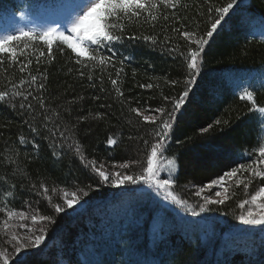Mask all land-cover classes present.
<instances>
[{
  "label": "trees",
  "instance_id": "16d2710c",
  "mask_svg": "<svg viewBox=\"0 0 264 264\" xmlns=\"http://www.w3.org/2000/svg\"><path fill=\"white\" fill-rule=\"evenodd\" d=\"M212 2L215 6H221L228 0ZM182 4L187 7H180L177 12L181 17H188L182 22L190 25L199 23V32L203 33L207 27L206 15L197 14L206 13L204 0H182ZM17 5L14 0H0L1 8L12 10ZM164 14L170 16L168 21L163 19ZM253 16L264 20V0H237L206 46L200 74L196 82L188 86L191 88L189 97L177 114L167 149L160 159V167L162 165L161 175L167 177L172 171L167 168V160L176 161L172 191L182 200L225 171L247 162L250 159L247 152L254 151L257 143L261 144L258 114L248 112L251 105L241 101L233 92L227 73L234 68L264 67V42L253 38L250 31L249 22ZM173 26L179 27L171 20V10L162 8L156 22L130 25L128 34L153 35L161 41L167 36L172 41L171 45L153 47L143 40L126 39L113 46L116 67L123 68L118 84L123 96H118L110 83L109 75L116 78L115 69L111 66L104 73L97 68L94 72L96 87L91 88L87 79H81L76 73L80 66L72 62L70 52L61 55L56 51L54 60L44 57L40 65L35 63L38 51L30 52L33 74H36L37 67L48 72V92L45 95L53 108L60 106L57 110L65 116L67 113L63 109L71 108L73 122L77 115L103 114L101 119L89 118L80 125L76 139L86 158L96 159L98 165L103 162L106 167H111L113 162L131 160H142L143 166H146L143 141L129 140L128 137L143 135L151 143L152 137L146 133L152 131L154 126L144 124L142 118L130 112V107L167 106L171 110V104H166L163 97L178 98L185 89L184 81L188 77L183 70L182 57L169 55L165 51L166 47L173 45H179L182 51H186V42L171 31ZM105 55L111 53L105 52ZM5 67L7 64L0 66V90L8 80L18 81L22 75H26L19 73L16 66L8 68L7 72L4 71ZM68 68H72L73 72L68 73ZM101 75L103 84L100 83ZM172 80L179 83H166ZM149 83L153 85L150 89L146 87ZM141 84L145 87H140ZM101 87L105 91L101 92ZM253 92L256 103L264 106V90ZM81 95L84 100L68 104L69 100ZM93 95L100 99L93 100ZM216 119L222 121L220 126L214 124ZM130 120L135 123H129ZM224 120L229 123L224 125ZM5 122L7 127L0 128V132H3L0 136V155L4 154L6 145L18 150L19 166L30 180L23 179L11 168L5 171L0 167V189L10 187L15 182L16 198L14 201L9 198L14 210L55 218V223H42L47 229L45 237L50 241L49 246L45 244L39 252L29 253L25 264H60L59 259L65 260L66 264H264V232L232 237L238 231L235 230L241 212L238 205L243 196L253 192L250 189L255 187L257 180L261 183L259 178L252 182L247 191L243 185H232L230 199L223 205L211 206L210 214L229 223L223 227L229 229L228 233H224L220 225L207 226L193 216L195 222H190L188 217L191 215L183 208L165 200L163 193H157L143 184L119 188L98 186L94 174L67 148L62 150L66 154L57 162L51 157L47 143L38 137L35 138L40 145L38 153L34 152L30 143L18 147L17 137L23 134L31 139V134L22 124L20 116L0 106V125ZM209 124H213V127L207 133H202L201 129ZM110 136L118 138V145L107 146L106 139ZM131 171L139 173L142 167L134 165ZM41 181L50 189L49 195L54 203L59 202V188L87 190L86 185L92 184L93 190L82 198L88 207L72 217L55 214L47 199L29 190L30 182L39 186ZM52 188H56L57 192H51ZM4 198L3 191H0V201ZM187 199L189 202L190 199ZM123 201L125 205H119ZM110 205L114 206L113 210ZM3 218V214H0V223Z\"/></svg>",
  "mask_w": 264,
  "mask_h": 264
},
{
  "label": "snow or ice",
  "instance_id": "6c2138e0",
  "mask_svg": "<svg viewBox=\"0 0 264 264\" xmlns=\"http://www.w3.org/2000/svg\"><path fill=\"white\" fill-rule=\"evenodd\" d=\"M207 5L206 13H198L197 15H206V30L199 32L200 25L195 23L190 25L182 21H186L188 17H181L177 10L180 7H187L182 4V0H88L83 8L75 12L71 17L69 26L66 31H61L55 27H48L41 31L34 29L25 30L23 28L15 34L0 37V66L7 64L4 71L8 68L18 67V71L22 75L18 81L8 80L7 84L0 90V106L7 107L22 118V124L26 125L31 139L23 134L17 137L18 147L24 144H32L35 153L39 152L40 145L35 142V138H40L47 143L50 149L51 157L59 162L62 155L66 154L62 150L67 148L76 157L80 163L88 168L95 176L98 186H108L119 188L125 185L143 184L148 188H152L157 193H163V198L171 203L183 208L189 215L196 217L201 213L211 210L212 205H223L229 196V182H233L235 186L243 185L247 191L252 182L259 178L261 181L258 190L254 194H250V198L241 201L238 205L242 209L241 214L237 217L242 225L248 226H264V144L257 143L254 145V151L247 152L250 159L245 163H240L237 167L225 171L218 178L211 180L210 183L198 187L195 195L203 202L199 204V211H196L187 201L182 200L172 191L175 183L173 172L176 168V161L167 160V168L172 171L167 177L161 175L162 169L159 160L167 149L171 133L177 121V114L182 110L187 98L189 97L191 88L188 87L196 82V78L201 71L202 54L210 39L217 32L218 27L222 26V21L229 15L237 0H228L225 5L215 6L212 0H204ZM171 10V20L179 27L173 26L171 31L177 33L186 42V51H182L179 45L166 47L165 51L169 55L182 57L184 62V71L187 79L184 83L185 89L177 97L164 96L163 100L166 104H171V110L167 106H159L152 108L150 106L130 107V112L136 117L142 118V122L146 125L154 126L152 131L146 134L152 137V142L145 139L143 135L139 137L129 136L128 139L142 140L146 151V166H143L142 160H131L122 163L113 162L111 170H107L106 165L101 162L98 165L96 159H88L82 151V146L76 139L79 134L80 125L89 118L98 120L103 117L102 113L92 116L77 115L75 122L72 118V109L64 108L63 115L57 108L51 106V102L47 100L48 92L47 81L49 75L47 70L41 71L36 68V74H33L31 65L33 59L30 52L38 55L35 56V63L40 65L42 58L47 57L50 61L55 59V52L59 51L61 55L71 53L72 62L80 67L76 69V73L81 79H87L88 86L96 87V78L94 72L99 69L100 73L108 70L109 66L115 69L116 78L109 75V80L118 96H123V92L118 86L120 74L123 68L116 67L114 59L113 46L121 44L124 40H143L150 46L159 44L171 45L172 41L165 36L164 39L158 40L153 35H130L128 29L130 25H144L156 22L161 15V9ZM213 13L215 15H213ZM163 19L168 21L170 16L163 15ZM154 26V24H153ZM21 45H23L21 47ZM42 46V47H40ZM194 46V47H193ZM105 52L111 55H105ZM23 57V59H21ZM122 64L123 61H120ZM87 69V73L85 72ZM68 73H72L73 69L68 68ZM103 76L100 77V83L103 84ZM172 85H176L179 81H166ZM140 87H145L141 84ZM152 88L151 83L146 85ZM103 92L105 89L100 88ZM56 99V97H53ZM93 100H99L100 97L93 95ZM241 101H247L251 105L248 112L259 114L260 123L264 124V106L256 103L255 93L244 89L239 94ZM84 100V96H79L75 100H69L68 104H74L77 101ZM139 103V102H138ZM104 107V105H101ZM129 123H135L130 120ZM228 120H224L223 124L227 125ZM214 124L220 126L222 121L216 119ZM138 127V125H136ZM7 122L0 125V128H6ZM213 124L201 129L202 133H207ZM3 132H0V136ZM119 140L115 136L106 139L109 147L118 145ZM11 153V154H9ZM28 159V157H25ZM38 159V156H37ZM134 165L141 166L142 171L139 173L132 172ZM15 166V167H13ZM0 167L5 171L9 168L14 173L18 172L23 179L30 180L23 168L19 166V151L5 146L4 154L0 155ZM245 173L247 175H245ZM16 183L13 182L10 187L0 189L4 193V200L0 201V214L5 219L0 223V233L6 244H10L16 253H22V250L40 246L45 241L47 229L40 223L47 221L49 224L55 223V218L51 215H31L23 210H14V206H10V200L16 198ZM29 190L37 196H43L51 204L55 214H60L66 209L73 208L79 204L83 197L89 195L93 190L92 184L86 185L85 188H76L69 191L65 187L58 189L63 195L60 197L63 203H54L49 195L50 189L43 181L37 186L36 183L30 182ZM212 192L211 195H203L207 191ZM42 190V191H41ZM51 192H57L56 188H52ZM29 204L28 201H25ZM30 206V204H29ZM35 211L38 212V209ZM223 214V213H222ZM31 223L28 224L29 220ZM18 219L22 223L14 224L13 221ZM39 225V227H37ZM16 228L23 230L24 234L13 231ZM39 233V234H37ZM27 253L23 256H17L16 264H25ZM9 253L6 250H0V261L2 264H9Z\"/></svg>",
  "mask_w": 264,
  "mask_h": 264
},
{
  "label": "rangeland",
  "instance_id": "374dc122",
  "mask_svg": "<svg viewBox=\"0 0 264 264\" xmlns=\"http://www.w3.org/2000/svg\"><path fill=\"white\" fill-rule=\"evenodd\" d=\"M14 1H16L18 5L16 8L12 10L5 9L6 7H2V8L0 7L2 9L0 10V37L10 34H15L21 28L25 30L34 29L36 31H41L48 27H55L61 31H66L67 27L69 26L71 17L75 14V12L79 11L81 8L85 6L86 3H88V0H14ZM256 29H258L260 34L264 37V28L256 25ZM255 33L258 34V31H255ZM227 73H228L229 84L231 85L233 90L238 94H240L244 89H248L249 91H252L257 88L264 89V69L238 70L234 68L233 70L227 71ZM259 125L263 137L261 144H264V124L260 123V118H259ZM159 163L161 164L160 160ZM106 168L107 170H111V167H106ZM232 185H234V183L229 182L228 184L229 196L230 194H232L231 191ZM259 185L260 182L257 180L255 187L250 189L253 192L243 196L242 197L243 200L250 198V194H254V192L258 190ZM68 191L69 193L71 192V190L69 189ZM213 191H215V189H213L212 191H207L203 193V195H211ZM57 194L59 197L58 203L62 204L63 201L60 197L63 194L60 193L59 191ZM187 198L190 199L189 202ZM187 198L185 199V201H187L188 204L192 205V207L196 211H199L198 206L203 201L195 195V192H193V194L190 193V196H187ZM125 203L126 202L123 201V203L121 202V204L119 205L122 206L123 204L125 205ZM114 206H116V204ZM114 206L110 205L111 210H113ZM87 207H88L87 202L81 199L79 204L74 205L73 208L71 209H66L65 212L60 213L59 215L62 214L65 217L68 216L72 217L82 213ZM240 210L242 212V209ZM27 213H29V217L35 214L34 212H27ZM188 218H190L189 219L190 222H195L192 216H189ZM3 219H5V217ZM196 219L199 220L201 224L207 226H209V224H216V225H220L219 226L220 228H223L224 226L229 224L225 221L223 222L222 218H220L219 216L215 214H210L208 211L201 213L199 216H196ZM13 223L18 225L19 223H22V221L16 219L13 221ZM27 223L28 224L31 223L30 218L27 221ZM40 223L44 224V221H41ZM37 227H39V225ZM235 227H236L235 230L238 231L234 232V234H232V237L241 234H246L249 236L259 235L260 233L264 232V226H248V225H242L239 222V224ZM12 230L18 231L19 234L21 235L24 234L23 230H18L16 228H13ZM222 231L224 233H228L229 229L223 228ZM4 239L5 238H2V233H0V250L8 251L9 264H16L17 256H23L24 253H27V255H29V253H33L37 251L39 252L45 244L46 246H49L50 244V241L45 237V241L40 246L24 249L22 250V253H16L10 244H6L4 242ZM58 261L60 264H66L65 260L63 259H59ZM0 264H2V261H0Z\"/></svg>",
  "mask_w": 264,
  "mask_h": 264
}]
</instances>
